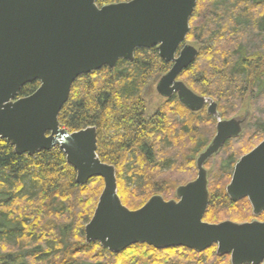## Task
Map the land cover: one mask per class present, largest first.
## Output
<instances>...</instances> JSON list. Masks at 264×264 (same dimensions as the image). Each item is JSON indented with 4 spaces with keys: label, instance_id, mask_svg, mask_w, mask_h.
<instances>
[{
    "label": "trees",
    "instance_id": "trees-1",
    "mask_svg": "<svg viewBox=\"0 0 264 264\" xmlns=\"http://www.w3.org/2000/svg\"><path fill=\"white\" fill-rule=\"evenodd\" d=\"M130 1L99 0L98 5ZM190 26L187 41L197 45L199 55L179 79L216 103L222 119L249 115L242 135L206 165L210 204L204 221L249 222L255 218L249 200L231 201L226 188L241 152L264 140V0H199ZM171 67L157 48L137 50L133 62L121 60L114 69L80 77L59 116L70 132L97 129L98 156L116 168L119 196L131 210L156 195L175 199L180 186L197 178L198 156L213 140L202 125L213 128L216 118L189 111L177 95L146 117L141 92ZM40 86L28 84L19 98ZM104 186L101 178L78 185L60 148L18 155L0 140V264H231L229 256L217 255V246L197 253L135 245L114 254L100 243L87 244L85 227Z\"/></svg>",
    "mask_w": 264,
    "mask_h": 264
},
{
    "label": "water",
    "instance_id": "water-1",
    "mask_svg": "<svg viewBox=\"0 0 264 264\" xmlns=\"http://www.w3.org/2000/svg\"><path fill=\"white\" fill-rule=\"evenodd\" d=\"M98 1L0 0V140H7L18 155L60 148L80 186L104 180L85 227L87 244L100 243L114 254L135 245L197 253L217 246V255L229 256L231 264H264V221H204L210 204L205 166L242 135L249 115L222 119L216 103L179 79L199 55L186 43L199 0H132L102 7ZM154 48L172 64L158 81L157 93L165 99L177 95L193 113L207 107L217 131L197 159V178L180 186L175 199L156 195L130 210L119 196L116 168L98 156L97 129L69 132L59 116L80 77L114 69L121 60L133 62L137 50ZM35 82L39 89L19 98ZM226 191L235 203L249 200L255 218L264 214V141L237 162Z\"/></svg>",
    "mask_w": 264,
    "mask_h": 264
},
{
    "label": "rangeland",
    "instance_id": "rangeland-1",
    "mask_svg": "<svg viewBox=\"0 0 264 264\" xmlns=\"http://www.w3.org/2000/svg\"><path fill=\"white\" fill-rule=\"evenodd\" d=\"M186 43L194 46L197 48V45L194 44V43H191L189 41H187ZM157 83L158 82H154L153 84H150L149 86H147L142 92V97L144 99V102L146 103V117L147 118H152L162 107L163 105H165L166 103V100L164 98H162L156 91V86H157ZM207 112V108L205 110ZM236 117V116H235ZM235 117H232V118H235ZM231 119V118H229ZM217 125V123H216ZM216 125L212 126L210 124H203L202 125V128L203 130H206L205 133L207 134L208 132L210 133H213V137L212 139H214L215 135H216ZM66 129V128H65ZM67 130V129H66ZM69 131V130H68ZM70 132V131H69ZM260 140H254L253 143L250 145V146H246L247 149H249L250 147H252L253 145H256L257 142H259ZM247 149H245L244 151H246ZM241 153H248V152H241ZM30 187V186H29ZM27 187L26 190H25V193L28 194L30 193V188ZM137 187V186H135ZM139 187V186H138ZM104 190V189H103ZM100 199V198H99ZM98 205V204H97ZM144 206V205H143ZM142 206V207H143ZM141 207V208H142ZM97 208V207H96ZM128 208V207H127ZM140 209V208H139ZM131 210V209H130ZM138 210V209H136ZM95 213V212H94ZM254 216V215H253ZM255 217V216H254ZM254 220H261L259 217L258 218H254L252 219V221ZM91 221V220H90ZM252 221H249V222H252ZM234 222V221H233ZM237 223V222H236ZM211 224H214V223H211ZM15 242V240L12 241V243Z\"/></svg>",
    "mask_w": 264,
    "mask_h": 264
},
{
    "label": "flooded vegetation",
    "instance_id": "flooded-vegetation-1",
    "mask_svg": "<svg viewBox=\"0 0 264 264\" xmlns=\"http://www.w3.org/2000/svg\"><path fill=\"white\" fill-rule=\"evenodd\" d=\"M164 99H165V98H164ZM170 99H171V98H170ZM170 99H165V100L168 101V100H170ZM206 108H207V107H206ZM207 109H208V108H207ZM205 110H206V109H205ZM205 110H204V111H205ZM145 114H146V113H145ZM226 120H227V119H226ZM263 141H264V140H263ZM263 141H262V142H263ZM262 142H261V143H262ZM250 152H251V151H250ZM250 152H248V153H250ZM248 153L244 154L243 156L247 155ZM243 156H242V157H243ZM198 157H199V156H198ZM242 157H241V158H242ZM241 158H240V159H241ZM240 159H239V160H240ZM239 160H238V161H239ZM236 164H237V163H236ZM196 165H197V163H196ZM206 165H207V164H206ZM205 167H206V166H205ZM235 167H236V165H235ZM206 169H207V167H206ZM207 171H208V169H207ZM234 172H235V168H234ZM234 172H233V174H234ZM232 178H233V175H232ZM231 180H232V179H231ZM230 182H231V181H230ZM262 216H264V214H262L261 217H262ZM259 218H260V217H259ZM260 219H261V218H260ZM260 221H264V219H261Z\"/></svg>",
    "mask_w": 264,
    "mask_h": 264
}]
</instances>
